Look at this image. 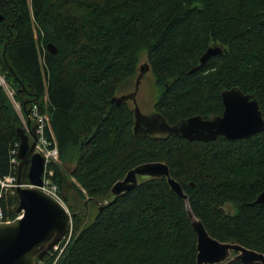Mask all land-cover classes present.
<instances>
[{
    "label": "trees",
    "instance_id": "trees-1",
    "mask_svg": "<svg viewBox=\"0 0 264 264\" xmlns=\"http://www.w3.org/2000/svg\"><path fill=\"white\" fill-rule=\"evenodd\" d=\"M0 13V74L26 123L34 105L48 117L63 201L105 203L92 217L69 207L71 239L37 264H197L185 202L165 178L108 198L128 171L150 162L168 166L211 238L264 255V205H252L264 189V130L210 142L135 135L133 109L113 101L145 54L160 90L154 112L167 124L220 115L221 93L233 88L255 98L264 120V0H0ZM214 46L222 52L200 64ZM18 128L0 88V180L15 169ZM75 187L69 202L64 192ZM17 204L16 190L0 186L5 219L16 218Z\"/></svg>",
    "mask_w": 264,
    "mask_h": 264
},
{
    "label": "water",
    "instance_id": "water-1",
    "mask_svg": "<svg viewBox=\"0 0 264 264\" xmlns=\"http://www.w3.org/2000/svg\"><path fill=\"white\" fill-rule=\"evenodd\" d=\"M3 19L4 17L0 13V23ZM48 50L54 52L50 45ZM221 52L220 47H211L200 58L199 63L203 64L210 57ZM148 71V64L140 67L134 92L128 96L113 98V101L119 103L129 98L134 99L138 84ZM221 101L223 105L221 115L211 119L193 116L174 125L167 124L159 114L145 116L135 107L133 110V132L135 135H171L188 142H210L219 136L228 140H242L263 132L264 120L253 96L233 88L221 93ZM17 136L19 138L17 183L22 185L27 181L33 187H41L43 159L38 154L32 153L34 142L22 128L17 129ZM30 136L33 140L35 139L33 128ZM26 165L27 171L25 172ZM161 178H165L171 192L185 202L188 218L196 234L197 264H225L228 262L264 264L263 254L236 243L219 242L209 236L202 223L191 212L187 196L180 184L171 178L169 168L164 163L150 162L134 167L112 186L108 198H118L132 191L139 182L144 180ZM118 184L120 186L116 191L115 186ZM16 193L18 196L16 215L18 216L10 223L0 224V264H37L39 259L70 232L71 220L75 214L70 213L57 200L36 188L17 187ZM94 203L98 206V211L105 206V203ZM252 205H264V189Z\"/></svg>",
    "mask_w": 264,
    "mask_h": 264
},
{
    "label": "built area",
    "instance_id": "built-area-1",
    "mask_svg": "<svg viewBox=\"0 0 264 264\" xmlns=\"http://www.w3.org/2000/svg\"><path fill=\"white\" fill-rule=\"evenodd\" d=\"M0 88L5 91L9 99L13 98V91L7 86L4 77L1 74H0ZM21 121L23 124V129L25 130L28 136H30L31 130L33 128L35 139L33 140L34 148L32 152L34 154H38L39 156H41L44 162V169L42 174V186L39 187L38 189L50 195L52 198H54L64 206L61 192L59 190L57 183H55L54 181V177H55L54 167L57 165L59 161V152L55 140L51 139V137L49 136L50 131H49L48 117L45 114H41L39 112L38 107L34 105L31 108V113L29 114V121L32 122V126L29 127V125L26 123L24 119H22V117H21ZM18 146L19 144L15 146V148L17 147V149L10 152V164L12 165V167H15L16 169L15 175L7 176L4 177L2 180H0L1 189L4 191L16 190L17 187H32L29 184L18 185L17 183V167L19 163L17 157ZM9 222L10 220L5 219L0 210V224L9 223ZM70 235H71V230L67 235H65L62 238L63 242L67 238L70 239ZM67 243H64L62 245L61 250H63V247ZM58 248L59 245L54 247L53 251H57Z\"/></svg>",
    "mask_w": 264,
    "mask_h": 264
},
{
    "label": "rangeland",
    "instance_id": "rangeland-1",
    "mask_svg": "<svg viewBox=\"0 0 264 264\" xmlns=\"http://www.w3.org/2000/svg\"><path fill=\"white\" fill-rule=\"evenodd\" d=\"M146 63H147L146 55L145 54H141L140 57H139L138 64H137L136 74L133 77L125 80L123 83H121L117 87L115 95H114V98H119L122 95H128V94H130V93H132L134 91L135 83H136V77L139 74L138 73L139 68L143 67L144 64H146ZM159 94H160V90H159V88L156 87L155 81H154V78H153L152 74L150 73V71L146 72L144 74V76L142 77V79L140 80V84H139L138 91H137V94H136V104H137L138 111L141 114H143V115L150 116L154 112V104H155L156 100L158 99ZM10 101L12 102L14 108L18 107V104L13 100V98L10 99ZM127 104L129 105L130 108H132V102H127ZM77 188H80V187L71 188L67 192H64L66 197L69 199V202H72L73 199L75 198V196H76V191L75 190ZM82 193L84 194L83 191H82ZM86 200H87L86 198H83V199L79 198V200L76 201L75 203H67V202H64V203H65V207L67 208L68 211L70 209L69 207H72V205L75 204L76 209L81 210L84 213V211H83L84 208L83 207L86 204ZM89 205H90V212L85 217H88V216L92 217L93 214L96 211H98V206L93 205V203L91 201H89ZM225 210H227V211H229L231 213L233 212L232 207L230 205H227L225 207ZM82 212H80L81 215H83ZM70 236L72 237V234ZM68 239L69 238H67L64 242H63V239H62V240H60L59 243L56 244V246L59 245V248L57 250L58 254L60 253V251H62L61 250L62 245L64 243H67ZM56 246H54V247H56Z\"/></svg>",
    "mask_w": 264,
    "mask_h": 264
},
{
    "label": "flooded vegetation",
    "instance_id": "flooded-vegetation-1",
    "mask_svg": "<svg viewBox=\"0 0 264 264\" xmlns=\"http://www.w3.org/2000/svg\"><path fill=\"white\" fill-rule=\"evenodd\" d=\"M137 78V77H136ZM140 84V83H139ZM139 84H138V87H139ZM135 90V89H134ZM138 91V90H137ZM134 92V91H133ZM132 92V93H133ZM132 93H130V94H128V95H131ZM137 94V93H136ZM128 95H122V96H128ZM122 96H120V97H122ZM119 97V98H120ZM127 102H132V109L134 110L135 109V107H137V104H136V96H135V98L133 99V98H129V99H127L126 101H124V102H122L121 101V103H127ZM120 103V102H119ZM223 112V111H222ZM153 114H157V113H155V112H153L151 115H153ZM222 114V113H221ZM220 114V115H221ZM145 116H147V115H145ZM219 116V115H218ZM209 119H211V118H209ZM155 135H157V134H155ZM158 135H161V134H158ZM93 205H95V204H93ZM84 208V213H83V215H88V213L90 212V205H89V201L88 202H86V204H85V206L83 207Z\"/></svg>",
    "mask_w": 264,
    "mask_h": 264
},
{
    "label": "crops",
    "instance_id": "crops-1",
    "mask_svg": "<svg viewBox=\"0 0 264 264\" xmlns=\"http://www.w3.org/2000/svg\"><path fill=\"white\" fill-rule=\"evenodd\" d=\"M15 110H16V112H17V114H18V116H19V118H20V120H21V116H22V114H21V110H20L19 105H18L17 108H15Z\"/></svg>",
    "mask_w": 264,
    "mask_h": 264
},
{
    "label": "bare ground",
    "instance_id": "bare-ground-1",
    "mask_svg": "<svg viewBox=\"0 0 264 264\" xmlns=\"http://www.w3.org/2000/svg\"><path fill=\"white\" fill-rule=\"evenodd\" d=\"M12 166V165H11ZM13 168V167H12ZM15 175V170H14V168H13V173H12V175H9V176H14ZM119 186H120V184H118V185H116L115 186V190L117 191V189L119 188ZM4 191V190H3Z\"/></svg>",
    "mask_w": 264,
    "mask_h": 264
}]
</instances>
